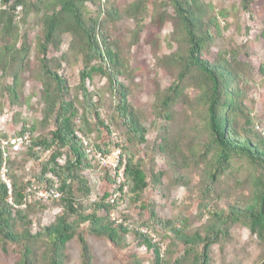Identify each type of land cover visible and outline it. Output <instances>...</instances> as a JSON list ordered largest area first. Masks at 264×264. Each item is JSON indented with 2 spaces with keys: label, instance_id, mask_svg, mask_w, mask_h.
Listing matches in <instances>:
<instances>
[{
  "label": "trees",
  "instance_id": "trees-1",
  "mask_svg": "<svg viewBox=\"0 0 264 264\" xmlns=\"http://www.w3.org/2000/svg\"><path fill=\"white\" fill-rule=\"evenodd\" d=\"M29 1L0 0V6L6 9L1 13L5 20L0 34V66L6 68L4 61L8 57L17 62L18 68L13 69V85L7 91L12 103L20 104V80L31 47L25 39L18 46L15 12L21 7L27 17L44 10L38 65L47 80L42 82L45 105L42 128L48 132L45 137H36L38 126L26 123L18 136L31 134L33 148L22 152L29 158L40 161L45 153L50 156L41 162L40 171L34 176L36 181L32 182H24L13 169V159L9 160V189L1 179L4 158L0 148V247L6 252L9 246H15L20 249L21 264H37L36 247L41 245L45 264H64L68 244L77 239L81 264H93L91 246L85 232L80 230L85 224H88L87 234L107 240L117 248L126 245L127 237H134L140 247L154 256L152 264H212L213 247L227 241L231 229L236 226L248 229L264 243V135L257 131L259 126L246 105V90L243 88L246 78L237 70L239 63L234 60L235 66L222 55H218L215 61L207 58L221 32L218 17L212 15L205 20L207 13L203 10L208 8L211 13L214 10L212 5L205 6L203 0H167L153 4L154 17L157 18L165 15L166 8H173L179 22L176 43L180 49L171 56L177 67L175 81L156 96L153 108L161 125L157 128L158 141L150 148L148 129L132 107L127 88L121 81L130 74V65L107 25L84 18L83 10L90 0ZM146 5L147 2L136 1L125 11L124 16H131L137 23L135 37L140 36L143 28ZM252 6L253 0H241L244 13L251 15ZM225 13L220 12L222 18L226 17ZM104 14L110 23L116 24L122 18L116 9L106 10ZM64 34L71 35L75 44L73 48L82 56L78 86L82 99L80 109L67 99L70 88L66 80L49 67L50 47L59 50ZM259 72L264 76V64ZM95 77L108 81L114 101L112 120L123 131L130 146L115 144L126 156L125 182L112 194L106 193L98 201L86 205L85 200L93 190L85 173L97 171L99 166L90 160L76 132L81 131L89 139L95 134V138L100 139L104 128L112 135L99 113L100 103L95 102L98 94L89 92L87 87V82ZM195 83L199 93L189 103L195 116L194 125L184 136L172 137L169 124L174 121L175 105ZM7 138L0 135V140ZM141 147L146 149L144 158L141 157ZM35 148L41 151L36 152ZM95 148L103 153L111 151L99 145ZM155 155L165 158L166 171L156 170ZM194 171H199L201 179V204L197 217L200 221L206 215L209 217L199 229H193L187 217L162 220L153 203H143L146 191L149 188L161 190L168 176L173 187L189 190ZM49 174L60 180L62 196L57 202L62 206L63 214L53 224L33 234L29 217L45 212L49 201L30 199L29 190L33 185L43 190L53 189V183L47 178ZM106 179L114 182L108 174ZM117 193L121 196L111 202ZM233 193L239 198L228 211L221 210L219 202ZM125 203L140 204L141 212H149L148 219L131 228L127 216L112 218V214ZM88 211L91 213L87 214ZM18 227L23 228L22 232ZM157 227L164 232L157 234L161 240L153 234ZM144 228L151 233H143ZM169 239L171 242L163 251V243ZM130 264L144 263L133 255Z\"/></svg>",
  "mask_w": 264,
  "mask_h": 264
},
{
  "label": "rangeland",
  "instance_id": "rangeland-1",
  "mask_svg": "<svg viewBox=\"0 0 264 264\" xmlns=\"http://www.w3.org/2000/svg\"><path fill=\"white\" fill-rule=\"evenodd\" d=\"M136 1H143L148 4L139 37H135L138 27L136 21L131 16H124L128 7ZM156 1L167 2V0H90L83 10L84 18L87 21L95 19L101 25H107L112 38L118 42L124 58L130 65V74H126L121 81L127 88L132 107L141 116L144 126L148 129L147 140L150 148L158 141L157 128L161 125V122L158 123L156 119L153 108L156 96L159 91L166 90L175 81L177 67L171 60V56L180 49L176 43L179 22L174 10L172 7H168L165 15L159 18L154 17L156 10L153 4ZM203 4L205 6L212 5L214 8L211 13H209L208 8L203 10L207 13L205 20L208 21L212 15L218 17L221 30L220 38L216 41L211 55L207 58L215 61L218 55H222L235 66L237 64L234 60L239 63L237 70L246 78L243 87L246 90V105L257 126H259L257 131L263 134L264 76L260 74L259 69L264 64V0H253L251 15L242 11L241 0H203ZM112 9L119 10L122 16L121 21L116 24L110 23L107 15L104 14L106 10ZM4 10L6 9L0 6V34L5 20L1 14ZM222 11L226 12L225 18L220 15ZM44 15V10L39 13H31L27 17H25L23 8L15 12L16 32L20 40L18 46L25 39L31 47V52L24 64L25 71L20 80V104L12 103L7 91L8 87L13 85V69L18 68L17 62L8 57L4 61L6 68L3 69V66H0V135L17 137L26 123L38 126L36 137L47 135L48 131L46 132L42 128L45 108L42 82H44L45 77L38 65L39 40L42 36ZM60 42L59 50L50 47L49 58L51 63L49 67L66 80L70 88L67 99L74 102L80 109L82 99L78 86L80 84L79 73L82 69V56L73 48L75 44L73 45V38L70 34L61 35ZM62 56H65V59H62ZM45 81L47 80L45 79ZM87 87L89 92L99 95L95 97V102L96 104L100 103L101 118L112 132V138L111 133H108L104 128L102 129L104 135L100 139H96L94 134L91 137L94 145H99L108 150L112 149V151L115 144L130 146L123 131L112 120L114 101L110 96L108 81L102 77H95L92 81L87 82ZM196 87V83L188 87L185 97L175 105L174 121L169 124L172 137L184 136L186 131L194 125L195 116L189 103L194 101L199 93ZM241 122L243 123V121ZM121 150L123 152L122 148ZM140 151L141 157L144 158L146 149L141 147ZM49 156V153H45L40 161H36L29 158L27 153H22L13 158V169L23 181L25 180L24 182L36 181L34 176L40 171L41 162L48 160ZM64 161L63 158L62 162ZM155 161L157 171L167 170L164 157L155 155ZM107 174L113 180L108 171L103 172L100 168L97 171L85 173L86 178L89 179V186L93 190L90 197L85 200L86 205L98 201L106 193L112 194L116 189L114 182L107 181ZM199 174V171L192 173L193 179L189 190L173 187L168 176L164 179V186L161 190L154 191L149 188L146 191L143 203L147 205L153 203L162 220L168 221L176 216L187 217L193 226L192 228L199 229L209 218L206 215L200 221L197 217L201 204ZM238 196L237 193H233L230 197H225L219 202L218 207L228 211L231 204L239 198ZM47 205L45 212L40 211L29 217L32 222L30 229L33 234H36L41 228L50 226L57 217L63 214V208L57 200H51ZM139 206L140 204L125 203L115 212L116 217L127 216V224L131 228H135L136 225L145 222L149 217V212H141ZM86 213L90 214L91 211ZM99 214L103 215L101 212ZM87 228L88 224L81 225L80 230L85 232L86 240L91 246L94 255L93 264H130L133 255H136L144 264L153 263L154 256L148 253L144 247H140L134 237H127L125 239L126 245L117 248L107 240L87 234ZM22 229V227H18L20 232ZM154 230L156 231L153 232L155 235L164 233L161 227ZM159 235H157V240L162 239ZM229 236L227 241L213 247L212 264H261L264 260L263 242L251 235L250 231L243 226L233 227ZM170 242L169 239L163 243V251ZM36 251L37 264H45L42 259V246L36 247ZM180 251L184 252L183 246L180 247ZM65 254L67 259L64 264H81V250L77 239L68 244ZM20 255V249L15 246H9L6 252L0 247V264H21Z\"/></svg>",
  "mask_w": 264,
  "mask_h": 264
},
{
  "label": "built area",
  "instance_id": "built-area-1",
  "mask_svg": "<svg viewBox=\"0 0 264 264\" xmlns=\"http://www.w3.org/2000/svg\"><path fill=\"white\" fill-rule=\"evenodd\" d=\"M21 10V7L18 8ZM263 131V130H261ZM264 135V132H263ZM76 136L79 140L82 141V144L85 148L86 154L89 156L95 164L99 166L101 171H108L110 176L113 178L114 184L117 187L121 186L125 182V168H126V157L123 155L121 148L115 147L114 150L109 152H98L95 148L93 141L87 138L84 133L81 131L76 132ZM115 137V134H113ZM112 137V135H111ZM117 138V137H116ZM117 140V139H116ZM0 148L3 153L4 163L1 169V179L7 184L9 189H11V184L7 178L8 174V165L7 162L12 160L17 155H20L22 152H25L31 148L32 145V136L28 132L24 135L17 137H8L7 139L0 140ZM36 152H40V148H35ZM47 178L53 183V189L43 190L39 186L33 185L29 190V198H35V201L48 202L50 200H59L62 196L60 191L61 183L60 180L52 174L47 175ZM125 188V192H127ZM121 196V193H117L111 202H114L115 199ZM112 218L117 219L116 213L112 214ZM143 233L150 234L151 232L144 228L142 229Z\"/></svg>",
  "mask_w": 264,
  "mask_h": 264
}]
</instances>
